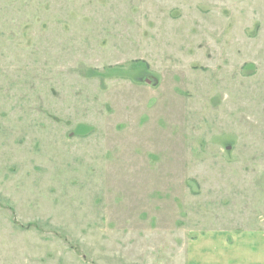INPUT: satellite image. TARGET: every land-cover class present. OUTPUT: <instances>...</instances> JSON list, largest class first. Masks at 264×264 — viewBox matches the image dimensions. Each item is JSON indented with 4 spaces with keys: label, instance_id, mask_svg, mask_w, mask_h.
<instances>
[{
    "label": "rangeland",
    "instance_id": "1",
    "mask_svg": "<svg viewBox=\"0 0 264 264\" xmlns=\"http://www.w3.org/2000/svg\"><path fill=\"white\" fill-rule=\"evenodd\" d=\"M264 214V0H0V264H195Z\"/></svg>",
    "mask_w": 264,
    "mask_h": 264
},
{
    "label": "crops",
    "instance_id": "2",
    "mask_svg": "<svg viewBox=\"0 0 264 264\" xmlns=\"http://www.w3.org/2000/svg\"><path fill=\"white\" fill-rule=\"evenodd\" d=\"M190 246L195 264H264V214L243 229L206 232Z\"/></svg>",
    "mask_w": 264,
    "mask_h": 264
}]
</instances>
